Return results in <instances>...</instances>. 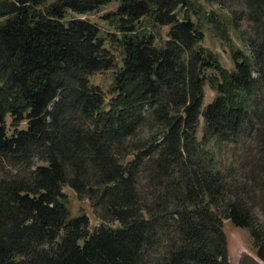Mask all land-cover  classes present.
<instances>
[{
  "label": "trees",
  "instance_id": "trees-1",
  "mask_svg": "<svg viewBox=\"0 0 264 264\" xmlns=\"http://www.w3.org/2000/svg\"><path fill=\"white\" fill-rule=\"evenodd\" d=\"M114 1L0 0V264H232L224 219L264 260V0H229L251 22L232 70L180 18L193 0H118L104 18L119 65L99 25L70 16ZM146 19L169 26L162 45ZM110 69L108 99L91 76Z\"/></svg>",
  "mask_w": 264,
  "mask_h": 264
},
{
  "label": "rangeland",
  "instance_id": "rangeland-1",
  "mask_svg": "<svg viewBox=\"0 0 264 264\" xmlns=\"http://www.w3.org/2000/svg\"><path fill=\"white\" fill-rule=\"evenodd\" d=\"M240 3L241 2L239 1L232 2L229 0H214L213 2L207 0H193L189 9L184 8L180 11V18L182 20H191L195 26L200 24L205 27L206 38L203 41V45L216 53L223 66L230 70L235 68V61L232 53L234 50L241 49L250 53V48L246 40L251 22L248 20L246 15L243 13L240 14L242 11V5ZM118 4L119 2L117 0L103 6L98 11L88 14L72 13L70 16L86 18L98 24L101 28L103 36L108 38L107 47L111 49L116 56L119 65H121V59L123 57L121 48L109 42L111 33L116 31L115 26L110 20L104 18L106 14L116 11ZM233 10H237L239 12L237 21L241 27L234 26ZM144 28L153 29L157 35L155 40L157 45H162L167 39L169 26H154L150 20L146 19L144 22ZM114 73V69H110L95 73L91 76V82L100 86L106 93L108 99L111 97L109 89L114 79ZM204 91L205 107L215 98L217 93L211 88L209 82L206 83ZM22 126H25V124ZM204 127V118L201 117L198 129L199 140H202ZM252 137L253 139L256 138V132L252 134ZM214 142H216V139H213L211 146H214ZM254 144L255 141H253L252 138H249L247 147L250 150H253L255 149V147H253ZM234 146L235 145L227 143H222L221 145L220 143L218 149L216 150L217 157L221 160L223 166L233 164L235 154L236 156L241 154V151L236 152L237 150H234ZM63 191L67 195L68 207L73 216L86 213L90 217L91 229L101 223L100 218L94 213L93 207L88 199L79 198L78 194L70 186H64ZM261 219H264L263 216ZM112 224L118 225L116 222ZM224 227L227 234L229 258L232 264L239 263L240 255L243 252L256 255L250 233L247 229L235 226L228 219H224Z\"/></svg>",
  "mask_w": 264,
  "mask_h": 264
},
{
  "label": "water",
  "instance_id": "water-1",
  "mask_svg": "<svg viewBox=\"0 0 264 264\" xmlns=\"http://www.w3.org/2000/svg\"><path fill=\"white\" fill-rule=\"evenodd\" d=\"M184 24L189 29H193L195 27L194 23H192L191 20L184 21ZM238 264H264V260L257 255L243 252L240 255Z\"/></svg>",
  "mask_w": 264,
  "mask_h": 264
}]
</instances>
